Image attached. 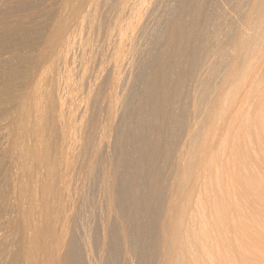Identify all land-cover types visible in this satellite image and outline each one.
Returning <instances> with one entry per match:
<instances>
[{"label":"bare ground","instance_id":"6f19581e","mask_svg":"<svg viewBox=\"0 0 264 264\" xmlns=\"http://www.w3.org/2000/svg\"><path fill=\"white\" fill-rule=\"evenodd\" d=\"M11 1L8 2L11 3ZM49 1L51 6L55 3V5L59 3V6L57 9L54 7L55 12L51 11L54 9L50 6L51 10L48 12L53 13L51 16L50 13L48 15L51 19L44 14L48 18L47 21L49 20L48 28L46 33L42 34L43 36L39 34L40 40L33 44L39 47L38 55L34 57V53L31 51L33 54L28 57L25 53L30 48L28 45L27 48L23 47L25 44L21 46L23 51L27 49L26 52L24 51L25 53L23 52L27 58H23L25 55L21 56L22 59L16 57V62L9 61L10 56L15 53L10 55L8 51L9 60L4 59L8 58L5 50L1 49L2 53H0L1 57H3V52L5 53L4 58L0 59V132L7 127L6 129L11 130L9 132L15 134L14 138L10 139L7 137L5 139L3 135L5 140H2V144H0V164L5 162V159L1 161L3 156L7 159L9 168L13 169L14 167L16 170L22 168L20 173L13 169L14 172H18L15 179L13 176L15 173L9 175L10 169L8 168V175L13 176L14 180L11 178L12 183H8L7 186L0 183V217L3 220L6 219L1 214L11 207L8 204L10 202L21 210L25 206L20 207L23 205L22 203H26L28 206H26V211L20 214L26 216L25 218L28 217L27 220L25 219V223L20 225L19 218L18 221H15L20 226L17 229L22 235V239L21 235H18L22 240V245L18 246H22L20 253L23 255L22 258L24 257V259H18L19 256H17V261L23 260L24 264H131V259L135 254L144 259L153 258L155 264H200L197 256V231L192 229L189 223V225L187 224V220L192 219L193 214H197L196 212L200 209V205L195 201L199 197L198 188L205 174L209 184L206 207L209 211L207 229L210 230V234L207 243L210 247L212 246V249L208 260L202 264H264V119H259V116L264 114V99H240L242 94L245 97L248 92L254 91L252 87L255 81L264 80V36L260 35L258 38L252 39V42H248L251 44L249 48L246 43L245 46L248 49L245 51L241 47L249 39L245 37L248 30L258 27L259 20L264 25V0H246V7L248 6L247 9L244 8L246 11L241 10L243 14L241 12L238 14L241 17L237 15L240 19L236 18L239 21V28L238 31L236 30V35L234 34L235 40L233 39L232 47L229 46L232 48V50L230 49L232 55L228 60L226 59V62L224 61L223 68L220 66L223 71L220 69L222 73H218L221 76L220 78L218 75L219 84H217V80L216 84L213 83L219 85L218 90L215 88L214 93H212L214 89L210 90L213 94L210 96L211 99H206V97L197 99L192 96L195 101L188 108L190 109V115L188 114L190 118L185 122L183 120L187 119V114L183 113V109V112L180 110L176 115H171V112L175 114L174 110L180 105L174 110L173 103L171 105L172 97L176 101L178 100L175 97L178 88L173 94L167 89L168 87H164V83L171 84L170 75H166L169 71H177L181 75L190 69L189 72L194 74L197 81V78L200 79L204 76L203 74L208 69L204 59L210 56H206V49L209 47L201 45L206 43H203L205 39L200 37L203 35L208 37L205 36L208 33L203 32L204 34L201 35L199 31L204 27L197 28V25L200 24L196 25L200 10L203 8L202 6L198 7L197 3L200 0H190V2L189 0L183 2V0L182 3H186L185 12L186 10L187 12L183 18L180 17L178 20H173L174 18L169 14L165 15L170 12L169 7H173L167 6L171 0L170 2L168 0ZM209 1H205L206 3L203 4L206 5ZM218 1L221 3L225 0H217L216 4L214 3L217 7L212 2L209 3H212L216 8L219 5V9H222L224 4L222 2V6H220ZM244 1H242L243 4ZM36 2L38 3V1ZM202 2L204 1L202 0ZM242 2H239V5L243 7ZM46 4L45 6H47ZM162 6L167 7V10ZM176 6L178 5L176 4ZM214 6L212 7L214 8ZM161 8L166 10L164 15L167 18L162 14L163 11L159 15L158 11ZM207 8L209 10V7L206 6L205 9L207 10ZM236 8L240 11L241 7ZM45 9L44 11H46ZM215 9L214 12H217L215 16H217L218 11ZM171 11L173 12L174 9L171 8ZM30 12L33 16L34 8ZM173 14V16L177 15L174 12ZM35 15L37 16V12ZM204 15L202 16L205 17ZM34 16L33 21L36 20ZM213 16L211 12L212 18H210L213 19L211 22L214 24V19L216 21L217 19ZM23 17L22 19H25L26 16ZM207 17L208 15L205 18L207 19ZM210 18L207 20L208 22ZM15 19L13 21L18 22ZM28 20L26 18V22H29ZM20 22L21 19L19 25ZM36 22L27 23L28 26L32 23L29 29L35 32L39 31L38 27L41 26L34 25L32 27ZM208 22L204 21L201 25L204 23L207 25ZM211 22L209 23L211 24ZM13 23L12 25H15ZM161 23L168 25L170 30L168 37H164L161 33L163 29L161 27H164L161 26ZM221 23L219 26L217 25V31L222 25L225 26L224 22L222 25ZM6 24L8 25V23ZM23 24L22 26H24ZM42 25L44 24L42 23ZM16 26L14 28L10 26L11 28L8 29L5 27L7 30L4 33L0 31V41H2L0 48L5 43L4 41H10L11 32L17 33L21 30L22 26ZM158 27L161 28L160 32ZM204 30L206 29L202 31ZM195 31L199 32L198 36L203 40H199L202 42H200L201 44H196L197 41L196 43L184 41L186 44L182 43L183 38L188 41L189 35L187 38L185 37L187 33L196 34ZM163 32L164 35L168 34L166 30ZM20 33L22 35L23 32ZM192 36L189 37L191 40ZM151 38L153 39L150 41ZM253 38L255 37L253 36ZM25 40L28 41V37ZM198 45L203 46L204 48H202L206 52L203 49L200 50ZM3 47L7 46L3 45ZM17 47H14V50ZM221 47L217 46V49H221ZM192 48H197L200 54L204 51L205 57L203 59L187 57V52ZM35 49L37 50L36 47ZM217 49L215 48L216 51H218ZM211 51L213 50H209L210 54ZM23 54L21 52V55ZM203 55L199 57H203ZM194 56L197 55L193 54ZM214 59L216 58L214 57ZM200 60H203L202 64ZM211 62L209 61L210 64ZM211 69L212 73L214 68ZM190 76V78L193 77ZM207 77L204 78L206 81ZM186 78L188 80V77ZM214 78H216L215 73ZM176 82L181 83L178 80L174 81V86ZM193 83L196 84V82ZM199 83L200 80L196 85L198 86ZM142 84L145 86L147 84L148 89L146 90L148 91L142 88L141 95L140 91L142 90H138ZM178 85H183V83ZM176 87H172L173 90ZM204 89L207 91V88ZM186 90L184 89L185 93ZM200 90L202 91V89ZM210 92H207L208 96ZM137 95L148 102L143 100L146 103H136L137 98L135 100L133 98ZM150 96H154V102L149 100ZM66 99H72L68 106ZM180 99L182 98L180 97ZM74 101L79 103L77 102L78 104L75 105ZM180 101L183 103V99ZM184 103L186 105L187 102ZM165 112L170 113L165 114ZM182 114H185V117ZM146 116H150V121L154 122L147 125ZM173 121L172 125L175 124L176 127L171 128L169 133L162 127L167 132L164 131L163 135L160 132L162 129L160 127L168 126L167 124ZM157 130L161 135L158 132L159 135H156ZM11 134H9L10 137ZM130 142L136 143L137 149H146L147 156H156L158 152H162L161 154L164 153L162 159H170L168 170L162 168V170H166V173L163 171L165 177L161 174L162 172L160 173V170L156 171L154 165L155 170L153 169L152 172L151 169L150 176L147 174L149 178L153 179L157 172L167 180L168 187H165L167 189L165 194H163V188L162 192L160 191L159 182L155 183L153 180V183H145L144 179L141 180L143 178H140L142 170L141 174L139 173L140 177L138 176L140 179L136 177L138 173L135 178L131 177L134 175V172L133 175H130L132 169L135 170V166L138 164L140 166L142 162L139 163L138 156H136L138 159L135 156V159H131L132 155H128L127 147H130L131 144L128 145ZM116 150L119 151V155L117 152V155L115 154L117 157L112 154ZM147 151L145 152L147 153ZM76 161L79 165L78 180H80L81 190L83 187L85 188L86 195L84 194L85 199H82L83 194L81 193L82 197L79 196L81 198L78 200H82V202L79 201L75 210L72 173ZM147 163L151 165L153 162ZM1 165V169L7 167H4L5 164L2 167ZM162 165L160 164V167ZM207 165L209 166L206 169ZM144 169L146 170L145 167ZM202 170H204V174H202ZM138 171L140 170L138 169ZM138 171L136 170V172ZM145 172L149 173L148 169ZM24 174H26L25 178L28 176V180L21 182L19 177H23ZM2 176L6 177L4 174ZM2 176V180H0L4 179L2 182L4 184L5 178ZM129 177L137 179L135 182L139 180L138 182L142 181L143 183L144 181L145 184L138 187L136 193H139L138 196L143 194V202H148V208L152 203L150 198L153 197L157 200L156 211L151 205L153 214L150 211L144 213L148 210L145 208L146 202H144L146 209L144 212L142 211L144 214L141 211H138L140 214L137 212L140 220L134 218L132 212L135 206L143 205L142 201V204H135L142 196L137 197L138 200L129 196L131 190L129 180H133ZM78 189L77 191H79ZM158 191L164 195L161 198L159 193L160 199H157L158 197L155 195ZM20 192H25V196L21 193L23 199ZM148 199L150 200L148 201ZM132 201H135V206ZM131 207H133L132 210ZM12 208H14L13 205ZM138 209L136 208V210ZM11 210L14 213L17 212L14 209ZM9 214L11 215V213ZM10 215L6 214V217H10ZM61 216H63V222L59 221ZM77 216L80 218V224L78 228H75ZM254 217L257 218L255 221L252 220ZM149 218H152L154 223L157 220L156 224H159L157 226L161 230V234H158L161 238V244H159L161 248L153 247L154 250L150 253L146 248H151L153 243L150 246L142 244L147 242H144L145 238L143 237L148 230L146 229L147 231L144 232L145 226L141 223L145 220L149 223ZM14 220L15 217L12 219L13 223ZM7 221L8 219L1 223L2 228H5L4 225ZM12 221H8V223ZM59 222L62 223L60 229ZM13 223L11 224L14 225ZM41 223L44 224L43 227L42 225L39 227ZM150 225L154 226L151 228H155L153 223ZM74 229L79 230L78 234L77 231L74 232ZM1 231L3 233L2 229ZM135 235L139 238L137 241H135L137 238L134 240L133 236ZM143 239L144 241H142ZM7 243L9 244V242ZM13 243L17 245L14 241ZM17 247L16 249H19ZM11 249L9 250L11 251ZM2 253L4 252H1V256ZM7 254L5 252L6 256ZM16 254L18 255V250ZM6 256L5 260L7 261L8 256ZM16 258L12 259L13 262L10 264H15ZM144 259L141 260L152 263V261ZM5 260L3 261L5 262ZM1 262L0 260V264H2Z\"/></svg>","mask_w":264,"mask_h":264},{"label":"rangeland","instance_id":"374dc122","mask_svg":"<svg viewBox=\"0 0 264 264\" xmlns=\"http://www.w3.org/2000/svg\"><path fill=\"white\" fill-rule=\"evenodd\" d=\"M3 1V2H2ZM6 1V2H5ZM11 1V0H0V31H2L1 33H4L5 32V30H7L8 28H11V27H13L14 28V26L15 25H17V26H22V24L25 22V24H23L24 26H22V27H20L21 28V30L20 31H18L17 33L16 32H11V37H14L13 39L11 38V37H9V39H10V41L8 40L7 42L9 43H7L6 41H4L5 43L4 44H2V46H1V48H0V53H2L1 52V49L6 53V56L8 57V58H4V56H5V53L3 52V57H1L0 56V59H2V58H4V59H8L9 60V56L10 55H12L13 53H15L14 55H12V56H10L11 58H10V60L9 61H11V62H16L15 60H16V57L17 58H19V59H22V57L26 54L28 57H31V55L33 54V56L35 57V55L37 56L38 55V52H39V47H37L36 45L34 46L33 44H35V42H38L39 40H40V36H43L45 33H46V30H47V23H48V21H47V19L51 16V13H53V12H55V10L58 8V6H59V3H57V5H50L49 3H50V1L49 0H12L11 1V3H9V2ZM36 1H38V3L36 2ZM40 1V2H39ZM46 1V2H45ZM48 1H49V3H48ZM169 2H170V0H168ZM182 1L183 0H179V1H175V4L173 3L174 2V0H171V2H170V4L169 5H167V1L165 2V4L167 5V6H173V7H169V9H170V12L169 13H166L165 11L167 10L166 8L167 7H163L162 6V8H165V9H160V11H158L159 12V15H160V13H162V11H163V15H164V12L166 13L165 15H170V17H173L174 19L173 20H178V18H183V16L184 15H186V12H187V10H186V12H185V4L184 3H182ZM204 2H202V0H200V2L202 3V5H200L201 3L199 2V3H197L198 4V7L200 6H202L203 8L200 10L199 8H198V10H200V16H199V18H198V20L200 19V17H202L199 21H200V23L198 22V20H197V22H196V25L197 24H200V25H197V28H200V27H204L203 29H206V30H204V31H202L203 29L201 28V30L199 31L200 32V34L201 35H203L204 33H208V34H205V36H208V37H204V35H203V37L202 36H200L205 42H203V43H206L207 44V46H206V44H201L202 42L201 41H199L201 38L198 36V35H200L199 34V32H196L195 31V33L196 34H194V33H192V35L194 34V37H195V39H194V37L190 34V33H187L186 34V38H187V35H189L188 36V38L190 37L191 38V36H192V40L189 38H187V40L188 41H186V39L185 38H183V40H182V43H184V42H190V43H196V41H197V43L196 44H201V45H205L204 47H206V48H208L209 50L210 49H212L213 51H211L212 53L210 54V52H209V50L208 49H206V51L208 52H206L202 47H200L201 45H198L199 46V48H201L200 50H204L205 52H206V56L207 55H210V56H212V55H214V56H212L211 57V59H210V56H207V57H205V52L203 51V52H201L202 54H200V51L197 49L198 48V46H197V50L196 49H194V48H192V49H190L188 52H187V57H190V59L191 58H195V57H197V58H206V59H204V63L206 62V64H207V66H206V68L208 67V69H206V72H208L207 74H203L204 76H202L200 79H198L197 78V81L195 80L196 79V77H194L193 75V73L192 72H189V70L188 71H185V72H183V73H181V75L180 74H178L177 73V71L176 72H173V71H169L166 75H170V77H171V80L173 79V81H171L170 80V77H168V79L170 80V83L171 84H166V83H164V87L165 88H167L169 91H171L173 94H175V92H176V89L178 88H181V89H177V92H176V94L177 95H175V97L178 99L177 101L175 100V98L174 97H172V102H171V105H172V103H173V105H172V107H173V110L174 109H176L177 108V106H178V108L176 109V110H174V112H175V114L173 113V112H171L172 111V109H171V115L173 114V115H176L180 110L183 112V110H184V112L183 113H185V114H187L186 115V118L187 119H184L183 120V122H185V121H187L190 117H189V115H190V109H188V108H190L191 107V103H193V101H195V99H193V97H195V98H205L206 97V99H211L210 98V96L211 95H213L212 93H214L216 90H215V88L218 90V86L219 85H214L213 83H215L216 84V82H217V84H219V82H220V79H218L219 78V76H220V74H218L221 70L223 71V69H221L220 68V66L223 68L224 67V63L228 60V58L232 55L231 54V50H232V48H229V46L230 47H232V45H233V39L235 38V36H234V34L236 35V30L238 31V26H239V21H238V19H240L239 17H241V15L239 16L238 14L241 12L242 13V11H243V9L245 8V9H247V7H246V4H245V2H246V0L244 1V4H243V0L242 1H240V0H227V2H225V1H222L223 2V4H224V6H222L221 4H222V2L220 3L219 1H218V3L220 4V6H222L221 8L222 9H219V5H218V8H216L217 6L215 5L216 4V2H217V0L216 1H214V0H212V1H214V2H212L211 0L209 1V2H212V3H207L206 5L205 4H203V3H206L205 1H208V0H203ZM221 1V0H220ZM231 1V2H230ZM33 3V5H31L32 3ZM168 2V3H169ZM178 2V3H177ZM183 2H185V0L183 1ZM189 2H190V0H189ZM229 2V3H228ZM236 2V3H235ZM239 2H242V5H243V7L241 6V5H239ZM35 3H37V4H40V5H35ZM46 3H48V4H46ZM4 4V5H3ZM45 4L48 6H45ZM174 4V5H173ZM176 4L178 5V6H176ZM180 4V5H179ZM182 4H184V6L183 7H181L182 6ZM208 4H211L212 6H214V8L210 5H208ZM31 5V6H30ZM43 5V6H42ZM164 5V4H163ZM205 5V6H204ZM244 5H245V7H244ZM2 6V7H1ZM33 6V7H32ZM38 6V7H37ZM50 6L54 9V10H51L50 9ZM165 6V5H164ZM206 6L207 7H209V10H208V8H207V10L205 9L206 8ZM235 8H234V7ZM37 7V8H36ZM54 7H56V9L54 8ZM176 7H177V10H178V8H179V10L178 11H182L180 14L179 13H177L178 11L176 10ZM180 7H181V9H180ZM236 7H238V8H240V11H239V9L238 10H236L237 8ZM29 8H32V9H29ZM33 8H34V12H32V14H33V16H34V14L37 12V16L35 15L34 16V19H36L37 20V18H38V20H37V22H36V20H34L35 22H36V24H33L32 25V27L34 26V25H38V26H40V27H38V30L39 31H33L32 29H29V27L31 26V24L34 22L33 21V16H31V12H30V10L32 11L33 10ZM36 8V9H35ZM40 8V9H39ZM46 8V9H45ZM171 8L172 9H174V13H176L175 15L176 16H173L174 14H173V12L171 11ZM184 8V9H183ZM189 8V7H188ZM210 8H212V9H210ZM218 9V10H216V9ZM27 9V10H26ZM29 9V10H28ZM38 9V11H35V10H37ZM44 9L47 11H44ZM48 9V10H47ZM214 9H215V11H218V17L217 16H215L216 15V13L217 12H214ZM244 9V10H245ZM53 11V12H48V11ZM220 10V11H219ZM242 10V11H241ZM40 11H41V13H40ZM177 11V12H176ZM210 12V14H209V12ZM233 11V12H232ZM234 11H238V13H236V12H234ZM246 11V10H245ZM245 11H243V12H245ZM46 12V13H45ZM158 12L156 13L157 15H158ZM168 12V11H167ZM204 12V13H203ZM205 12H206V15H208V17H207V19L205 18L206 17V15H204L205 14ZM211 12H212V14L214 15L213 16V18H216L217 19V21L214 19V24H213V22H211L213 19H211L212 17H211ZM215 14H214V13ZM22 14V16H21V14ZM28 13V14H27ZM38 13H39V16H38ZM50 13V14H49ZM172 15H171V14ZM233 13H236V14H233ZM240 13V14H241ZM44 14H46L47 15V17H46V15H44ZM50 16H49V15ZM243 14V13H242ZM18 15V16H17ZM23 15H25L24 17H25V19H22V17H23ZM28 15H30V16H28ZM41 15V16H40ZM164 15V16H165ZM178 15H180V16H178ZM202 15H204L205 17H203ZM235 15V16H234ZM237 15L239 16V17H237ZM14 16V17H13ZM19 17H21L20 19H21V22H20V25H19V18L17 19V18ZM23 17V18H24ZM30 17H32L31 19H30ZM35 17H37V18H35ZM166 17V16H165ZM211 17V18H210ZM16 18V19H15ZM26 18H28L29 20V22H31L32 21V23H30V25L28 26L27 25V23H29V22H26ZM39 18H41L40 20H39ZM167 18V17H166ZM205 18V19H204ZM209 18H210V21L209 22H211V24L207 21V20H209ZM219 18V19H218ZM236 18H238V19H236ZM15 19V21H17L18 20V22H14L13 20ZM44 19V20H43ZM45 19H46V21H45ZM49 19H51V18H49ZM22 20H24L23 22H22ZM201 20H202V22H208V24L207 25H209L208 27H207V25H206V23H204V25H201ZM204 20V21H203ZM218 20H220V21H218ZM40 21V22H39ZM44 21V22H43ZM185 21H186V19H185ZM225 23V26L224 25H222V23L223 22ZM10 22H14L15 23V25H12V23L11 24H9ZM218 24H217V23ZM222 22V23H221ZM261 22V20H259V22H258V27H255V28H253V29H251V30H248L247 31V34H246V36L245 37H247V38H249L248 40H246L245 41V43H243L244 45H241V47H242V49L245 51V50H247L249 47H250V43L248 44V42H252L251 40L253 39H256V38H258L260 35H261V37H263L264 36V25L262 24V23H260ZM6 23H8V25L6 24ZM13 23V24H14ZM17 23V24H16ZM38 23V24H37ZM42 23L44 24V25H46V27H43L44 25H42ZM220 23H221V27H219L218 29H219V31H217V27L220 25ZM6 24V25H5ZM162 24V23H161ZM203 24V23H202ZM167 24H162L161 26H164V27H161V28H163L162 29V31H161V28L159 29V27H158V31L160 32L161 31V33H163V36L165 37H168V35H169V32H170V30H169V27H168V25L166 26ZM214 25V26H213ZM218 25V26H217ZM11 26V27H10ZM16 26V27H17ZM213 26V27H212ZM224 26V27H223ZM1 27H2V29H1ZM5 27H7V29L5 28ZM168 29V31H167V29ZM206 27V28H205ZM223 27V28H222ZM26 28V29H25ZM31 28V27H30ZM209 29V30H208ZM222 29H224L223 31H222ZM4 30V31H3ZM30 30H32L31 31V33H30ZM41 30V31H40ZM166 30V32L168 33V34H166V35H164V32L163 31H165ZM199 30V29H198ZM197 30V31H198ZM208 30V32H206ZM23 32L22 33V35H21V33L20 32ZM33 32H35V33H33ZM204 32V33H203ZM13 33V34H12ZM219 33H221V34H219ZM25 34H27L26 35V37H28V41L27 40H25L26 39V37H25ZM39 34H40V36H39ZM43 34V35H42ZM217 34V35H216ZM13 35V36H12ZM162 35V34H161ZM179 35H180V33H179ZM191 35V36H190ZM16 36V37H15ZM214 36H217V37H214ZM234 36V37H233ZM252 36V37H251ZM253 36L255 37V38H253ZM257 36V37H256ZM233 37V38H232ZM244 37V38H245ZM33 38V39H32ZM180 38V37H179ZM206 38H208V39H210L209 41H208V39H206ZM246 38V39H247ZM21 39H23V40H21ZM38 39V40H37ZM153 38H151L150 39V41L152 40ZM201 39V40H202ZM219 39V40H221V41H219L218 40V42H217V40ZM232 39V40H231ZM13 40V41H12ZM14 40H18L19 42H14ZM30 40V41H29ZM191 40V41H190ZM202 40V41H203ZM215 40V41H214ZM235 40V39H234ZM22 41H23V43H22ZM34 41V42H33ZM184 41V42H183ZM1 43H2V41H0ZM12 42H14V43H12ZM26 42V43H25ZM201 42V43H200ZM207 42H212L211 44L210 43H207ZM215 42V43H214ZM220 42H222L223 44H224V46H226V47H228V48H224V46H223V44L222 43H220ZM231 42V43H230ZM29 43H31V44H29ZM230 43V44H229ZM248 44V48L245 46V45H247ZM20 44V45H19ZM24 46H23V45ZM184 44H186V43H184ZM217 45L218 46V48H220L221 46V49H217V46L215 45V46H213V45ZM1 45V44H0ZM3 45L4 46H7V47H3ZM9 45V46H8ZM18 47H17V46ZM25 47V48H27V45H28V47L30 48H28L29 49V51L31 52V51H33V53L31 52H27V53H25L26 51L25 50H27V49H25L24 51H23V47ZM13 48H12V47ZM14 47H17V49H15L14 50ZM20 47H22V48H20ZM35 47L37 48V50L35 49ZM213 47V48H212ZM218 50V51H216L215 50V48ZM11 48V50H9ZM19 48V49H18ZM8 49V50H7ZM22 49V50H21ZM231 49V50H230ZM36 50V51H35ZM219 50H220V52H219ZM10 52V55H7V54H9V52ZM17 51H19V52H17ZM193 51V52H192ZM195 51H196V54H195ZM199 52V54H198V52ZM8 52V53H7ZM21 52H22V54H23V52L25 53V54H23V55H21ZM36 53V54H35ZM203 53H204V55H203ZM213 53H215L216 54V56H215V54H213ZM20 54V55H19ZM193 54L194 55H197V56H194L193 57ZM17 55H19V56H17ZM24 56L23 58H27V56ZM30 55V56H29ZM203 55V57H199V56H202ZM22 56V57H21ZM214 57L216 58V59H214ZM13 58V59H12ZM210 59V60H209ZM213 59V60H212ZM227 59V60H226ZM18 60V59H17ZM194 60V59H193ZM216 60V61H215ZM209 61L211 62V64L209 63ZM225 61V62H224ZM200 62H201V64L203 63V60H200ZM209 65V66H208ZM210 65L212 66L211 68H214L213 69V71H212V73H211V71L210 70H212L211 68H210ZM210 68V69H209ZM221 69V70H220ZM219 70V71H218ZM191 71V70H190ZM193 71V70H192ZM218 71V72H217ZM246 71V70H245ZM212 74V76H213V78H212V76H211V74ZM185 73V74H184ZM189 74V76L190 75H192L193 77L192 78H190L189 76H187L188 74ZM214 73H215V75H216V78H214ZM220 73H222V72H220ZM172 74H174L173 76H172ZM184 76V78H183V76ZM206 75V76H205ZM219 75V76H218ZM208 76V77H207ZM209 76H211V77H209ZM218 76V77H217ZM178 77V79H176ZM186 77H188V80L190 79V82H192V83H190V82H188V80H186L187 78ZM207 77V81L204 79V78H206ZM209 78H210V80H209ZM212 78V79H211ZM220 78H221V76H220ZM168 79H166V80H168ZM176 79V80H175ZM184 79H185V81H184ZM214 79V80H213ZM166 80H165V82H166ZM179 81V82H181V83H178V82H176V85H177V87H176V85L174 86V81ZM193 80V81H192ZM200 80V83H199V85L197 86L196 84H197V82ZM217 80V81H216ZM216 81V82H215ZM186 82V83H185ZM193 82H196V84L195 83H193ZM202 82V83H201ZM169 83V82H168ZM183 83V85H180V86H182V87H180L178 84H182ZM189 83V84H188ZM191 84H194L195 86H197L196 88H195V86L194 85H192L191 86ZM203 84V85H202ZM186 85H188V86H186ZM202 85V86H201ZM146 86H147V84H146ZM145 85H143L142 84V86L140 85V88H139V90L138 91H140V90H142V91H140L141 92V95H142V93H143V89L142 88H144V90L145 91H148V90H146V89H148V86L146 87ZM179 86V87H178ZM184 86V87H183ZM190 86V87H189ZM199 86H201V87H199ZM172 87H176L175 88V90H173V88ZM188 87H189V89H188ZM190 88H191V90H190ZM204 88H207V91L204 89ZM253 89H254V91H252V92H248V94H247V96H243V94L241 95V97H240V99H264V96H263V93H264V80H262V81H255V83L253 84V87H252ZM184 89L186 90V89H188V90H186V93L184 92ZM200 89H202V91L200 90ZM212 89H214V91L212 90ZM250 89V88H249ZM183 92H181V91ZM190 90V91H189ZM197 90H199V91H197ZM210 90H212L211 92H210ZM189 91V92H188ZM192 91V92H191ZM206 91V92H205ZM241 91H242V88H241ZM190 92H191V94H190ZM198 92V93H197ZM199 92H201V93H199ZM207 92H210V95L208 96V94L209 93H207ZM207 93V94H206ZM138 94H140L139 92H138ZM172 94V96H174ZM184 94V95H183ZM193 94V95H192ZM196 96H195V95ZM198 94V95H197ZM200 94V95H199ZM189 97H188V96ZM179 96V97H178ZM193 96V97H192ZM252 96H253V98H252ZM146 97H147V95H146ZM180 97L183 99V103H182V101H180V100H182V99H180ZM186 97H188V98H186ZM137 98V99H136ZM152 98V99H151ZM186 98V99H185ZM134 100H135V102L137 103V102H143V100L144 99H141V97H138V95L135 97V98H133ZM133 99H131V100H133ZM140 99V100H139ZM180 99V100H179ZM231 99V98H230ZM68 100V103L66 104L67 106H68V104L70 105V103H71V100L72 99H66L65 101H67ZM133 100V101H134ZM142 100V101H141ZM149 100H152V102H154V96L152 97V96H150V98H149ZM156 100V99H155ZM176 102H175V101ZM133 101H131V103H133ZM144 101H146V102H148V100H144ZM78 101H74L73 103H75V105L76 104H78L77 103ZM134 102V103H135ZM146 102H143V103H146ZM178 102H180V103H178ZM184 102H187L186 103V105H185V103ZM135 103V104H136ZM149 103H150V101H149ZM182 103V104H181ZM189 103V104H188ZM133 105V104H132ZM145 105V104H144ZM174 105H176V106H174ZM171 107V108H172ZM183 109V110H182ZM185 111H188L187 113L185 112ZM170 112H168V113H170ZM167 112H165V114H166ZM167 113V114H168ZM185 114H182V115H184L183 117H185ZM189 114V115H188ZM147 118H146V121H148V123H147V125L148 124H152L154 121L152 120V122L150 121V116H146ZM148 118H149V120H148ZM259 119H264V114H261L260 116H259ZM150 121V122H149ZM201 121V120H200ZM172 123H174V121L173 122H171V123H168L167 125L168 126H161L160 128H165L166 129V131L169 133V132H171L170 130H171V128L173 129V127L175 128L176 126H174V125H172ZM200 124H201V122H200ZM170 125V126H169ZM172 125V126H171ZM170 127V129H168V128ZM7 127H5L2 131H3V133L1 134V132H0V135H2L1 137H0V144H2V140L4 141L5 139H6V137H7V139L9 138H14V136H15V134L13 135V133L12 132H9V131H11L10 129L8 130V129H6ZM159 128V129H160ZM160 129V132L164 135L165 134V130L164 129ZM158 129V130H159ZM5 130V131H4ZM156 131V133L158 132L159 133V131ZM169 130V131H168ZM165 131V132H164ZM164 132V133H163ZM166 132V133H167ZM5 133H6V135H5ZM7 133H9V134H11V137H10V135L9 134H7ZM156 134V135H161V133H159V134ZM3 135L5 136V139L3 138ZM9 135V136H8ZM13 136V137H12ZM131 141V140H130ZM134 142V141H133ZM134 147H132L131 145ZM136 143H132V142H130L128 145H130V147L128 146L127 148H128V155H132V157H131V159H135V157L136 156H138L140 159H138V157H136L138 160H139V163H141L142 162V167H141V165L139 166V164L137 165V166H135L136 167V169L135 170H133L132 169V173L130 172V175L132 174L133 175V172H134V175L133 176H131V177H133V178H135V175L138 173V175H136V177H138L141 173V170L143 171V173L141 174V177L140 178H142L141 180H143L144 179V181H145V183L147 182V183H153L152 181L154 180V182L156 183V182H159L158 183V185L160 184V191L161 190H163L164 192H163V194H165L166 192H165V190H167V189H165V187L167 188L168 187V184H167V180H165V174L164 173H166V170H162V168H166L167 170H168V168H167V166L169 167V165H170V159L168 158V159H162V155L164 154H161L162 152H158V154L156 155V156H147L148 155V151L146 150V149H137L135 146ZM129 148H130V150H129ZM135 151H134V150ZM145 151H147V153L145 152ZM117 150L115 151V153L113 152L112 154L113 155H117V153H118V155H119V151L117 152ZM161 154V155H160ZM115 155V157H117ZM135 156V157H134ZM130 157V156H129ZM143 158V160H142V158ZM149 159H148V158ZM4 159H5V162H6V158L5 157H3L2 156V160L1 161H4ZM147 159H148V161H147ZM144 160H145V162H146V164H145V162H144ZM153 162V163H151V165H152V167H151V165H149L147 162ZM3 163L2 164V162H1V167L2 166H4V164H5V166L4 167H6V168H4L3 169V167H2V169L0 168V179H1V176L4 174V176L6 175V177L8 178V180L6 181V177H3L2 176V178H5V183L3 184L2 182H4V179H3V181H1L0 180V183L2 184V185H5V186H7V184L8 183H12V180H14L15 179V176H16V173H18L22 168H19V169H17L18 170V172H14V170L13 169H15V171H17L16 170V168H14L13 167V169H11L12 167H8V162H6L7 163V165H6V163ZM157 163H159V164H157ZM160 164L162 165H164V167H163V165H162V167H160ZM153 165H154V167L156 168V171L158 172L159 170H160V173L164 176H162L160 173H157L156 172V175H155V177L153 178V179H151V178H149V176H150V173H151V169H152V172H153V169L155 170V168H153ZM157 166V167H156ZM208 166L209 165H207L205 168L207 169L208 168ZM134 167V168H135ZM144 167L146 168V170L144 169ZM150 169H149V168ZM158 167H159V169H158ZM8 168L10 169V174L9 175H11V173H15L13 176H14V179H13V176L11 177V176H9L8 175ZM5 169H7V170H5ZM78 169H79V165H78V161H76L75 162V165H74V170H73V178H72V184H73V189H74V192H73V194H74V201H75V210H76V208H77V205H79V201H81L82 202V200H78L79 198H81L82 196V199L84 198L85 199V188L83 187V190H81V185H80V180H78V176H77V173H78ZM138 169L140 170V171H138ZM144 169V170H143ZM147 169H148V171H149V173L148 172H145V171H147ZM13 170V171H12ZM136 170L138 171V172H136ZM162 170V171H161ZM4 171H6L5 173H3ZM163 171H164V173H163ZM21 172V171H20ZM19 172V173H20ZM136 172V173H135ZM155 172V171H154ZM1 173H3L2 175H1ZM140 173V174H139ZM205 172H204V170H202V174H204ZM147 174H149V176L147 175ZM158 174V175H157ZM144 175V176H143ZM10 177V179H9V177ZM21 176V175H20ZM148 176V177H147ZM204 176L205 177H202V179H201V184H200V186H199V188H198V193H199V197L197 198V201H195L196 202V204H198V205H200V209L196 212L197 214H193V218L192 219H188L187 220V224L189 223L190 225H191V227H192V229H195L196 231H197V236H198V247H197V252H198V254H197V256H198V263L200 262V264H202V262L203 263H205L207 260H208V258H209V256H210V251H211V249H212V246L210 247V245L207 243V241H208V235L210 234V230H208L207 229V227H208V224H209V218H208V214H209V211H208V208L206 207L207 206V203H206V197H207V189H208V178L206 177V175L204 174ZM22 177V176H21ZM21 177H19L22 181L21 182H23V181H25V180H28V176H27V178H25L26 177V174H24L23 175V179L21 178ZM131 177H129V178H131ZM138 177V178H139ZM147 177V178H146ZM11 178H12V180H11ZM133 178H131V179H133ZM139 178V179H140ZM148 178H149V180H148ZM160 179V180H159ZM134 180V181H133ZM132 181H130L129 180V184H130V187H131V190H130V192H129V196H131L132 197V199H134V200H138V198H139V196L141 195L142 197H140L139 198V201H134L135 202V204L137 205V203H139V204H142L141 203V201L143 202V199L142 198H144L143 197V194H140L139 196H138V194L136 193V191H137V189H139L138 187H142L145 183H144V181H143V183H142V181L141 182H138V181H136L135 182V180H137V179H133ZM156 180V181H155ZM163 180V181H162ZM11 181V182H10ZM78 184H79V186H78ZM9 185V184H8ZM163 186V187H162ZM79 189H78V188ZM75 188H77L79 191H77V189H75ZM163 188V189H162ZM136 189V190H135ZM134 190V191H133ZM82 191V192H81ZM160 191H158L157 192V194H155L156 195V197H158L157 199H160V196H159V193L161 194V192ZM84 192V193H83ZM132 192V193H131ZM21 193L24 195V193L23 192H20V195H21ZM81 193L83 194L82 196H81ZM130 193H131V195H130ZM85 194V195H84ZM128 194V193H127ZM133 194V195H132ZM163 194H161V198L164 196ZM23 195H21V198H22V196ZM158 195V196H157ZM25 196V195H24ZM79 196H81V197H79ZM18 197H20L19 196V194H18ZM138 197V198H137ZM24 198V197H23ZM22 198V199H23ZM146 198V197H145ZM152 201H151V200ZM150 199H148V201L150 200V202H152L150 205H149V208H148V202L147 201H144V202H146L145 204H146V207L144 206L145 204H144V202H143V205L140 207L139 205H137L138 207H136L135 206V204H134V202L132 201V204H133V206H135L138 210H136V208L134 207V211L132 212V214H134L133 216H134V218L136 217L137 219H139L138 217H139V214H140V212H138V211H141V213H142V211L144 212L146 209L145 208H148V210H146L144 213H146L147 211H150V213L151 214H153V212H152V207H151V205H153V208H154V211H156V205H157V203H156V199H154L153 197L152 198H150ZM145 200V199H144ZM162 200V199H161ZM153 201H155V202H153ZM81 202H80V204H81ZM149 202V203H150ZM154 203V204H153ZM11 207H9V206H6V207H9V209L7 208L6 210H4V213H2L1 214V216L3 217V218H6V219H8V221H12V219H14V217H15V220H14V223H13V221L12 222H9L8 223V221L7 222H5V225L4 224H2V225H4L5 226V228H2V226H1V223L3 222V221H5L6 219H2L1 217H0V219L2 220H0V231H1V229L3 230V233H2V231L0 232V236H2V237H0V260L2 261L1 263L2 264H7V262H8V260H10L9 262H8V264H10V262H13V260L17 257V256H19V258L18 259H24V257L22 258V253H20V251L22 250L21 249V247L22 246H18V245H22V235H21V233H20V231H19V229H17V227H19L20 228V226H19V224L21 225V223H25L24 221H26L27 220V218H25L26 216H21L20 214L22 213V212H24V211H26V206H27V204L26 203H22L21 205L22 206H20V207H23L24 205V207L22 208V210H21V208H16L15 206H14V204H12L11 202L10 203H8ZM13 205V207L14 208H12V205ZM156 204V205H155ZM132 206V205H131ZM155 206V207H154ZM28 207V206H27ZM145 207V208H144ZM14 209V210H16L17 212H13L11 209ZM132 208L133 207H131V210H132ZM151 208V209H150ZM145 209V210H144ZM10 210H11V212H10ZM135 210H136V212H135ZM5 211H7L6 213H5ZM19 211H20V213H19ZM83 211V210H82ZM13 212V213H12ZM139 214H138V213ZM9 213H11V215L9 214ZM18 213V214H17ZM135 213H137V214H135ZM144 213H142V214H144ZM155 213V212H154ZM5 214V215H4ZM6 214H7V216L8 215H10V217L11 216H13V218H10V217H6ZM141 214V215H142ZM17 217H16V216ZM18 215H20V216H18ZM23 215V214H22ZM25 215V214H24ZM194 215H195V217H194ZM52 216H53V214H52ZM79 216V215H78ZM77 216V218L75 219V222L77 223V225H75V228L77 227L78 228V226H79V224H80V218ZM10 218V219H9ZM19 218V224L17 223H15V221H18L17 219ZM24 220H23V219ZM23 221H22V220ZM26 219V220H25ZM257 218H253L252 220H256ZM21 220V221H20ZM78 220V221H77ZM140 220V219H139ZM148 220V219H147ZM150 220V221H149ZM149 220H148V222L149 223H147V221L145 220V221H141V223H142V225L143 226H145L144 227V232H146L147 230H148V232L147 233H145V235H144V237L143 238H145V241H144V239L142 240V241H144V242H146V243H142V244H144V246H145V244H146V246H150L152 243V245L150 246L151 248H146V250L150 253L152 250H154V248L156 249V247L157 248H161V246L159 247V244H161V238L159 237V235L161 234V230H160V228H159V226H157V225H159V224H156V221H155V223L153 222V220H152V218L150 219L149 218ZM60 222H63V216H61L60 217V220H59ZM190 221V222H189ZM60 222L58 223V225L60 224ZM79 222V223H78ZM155 225V231H153L154 229L153 228H151V226H153V225H150V224H152V223ZM8 223V224H7ZM11 223H13L14 225H15V227H14V225H12ZM75 223V224H76ZM157 223H158V221H157ZM62 224V223H61ZM61 224H60V226H59V229H60V227H61ZM188 224V225H189ZM7 225H8V227H7ZM18 225V226H17ZM41 225H42V227L44 226V224H40V226H39V224H38V226L39 227H41ZM58 225H57V228H58ZM3 226V227H4ZM13 226V227H12ZM154 227V226H153ZM158 229H157V228ZM14 228H16V229H14ZM147 229V230H146ZM151 229H153V230H151ZM156 230H158L157 232H156ZM17 231V232H16ZM19 231V232H18ZM77 231V229L75 230L74 229V232H76ZM151 231H153V232H151ZM78 232H79V230L77 231V234H78ZM159 232V233H158ZM18 233H20V234H18ZM155 233V234H154ZM3 234V235H2ZM152 234H153V236H152ZM159 234V235H158ZM21 237V239H20V237ZM75 235H76V233H75ZM155 235V236H154ZM17 236H18V239L16 240V238H17ZM134 237V240H135V238H137L136 237V235L135 236H133ZM158 237V238H157ZM139 238H137L135 241H137ZM16 240V241H15ZM13 241L15 242V244H17V245H14V243H13ZM150 241V242H149ZM159 243H158V242ZM170 241V240H169ZM7 242H9V244L7 243ZM13 244V248H12V244ZM19 243V244H18ZM149 243V244H148ZM156 245H155V244ZM166 243V242H165ZM170 243V242H169ZM169 243H168V245H169ZM148 244V245H147ZM154 245V246H153ZM167 245V244H166ZM18 246V247H17ZM16 247L17 248H19V249H16ZM154 247V248H153ZM12 248V249H11ZM15 248V249H14ZM153 248V249H152ZM9 249H11V251L9 250ZM151 249V250H150ZM14 250V252H12ZM17 250H18V255L16 254L17 253ZM7 251H10V252H7ZM1 252H4V253H2L3 255L1 256ZM5 252H6V254H7V256L9 255V254H11V252H12V257H9V256H11V255H9L8 257L5 255ZM20 253V254H19ZM5 256L7 257V261L5 260ZM15 258H14V257ZM4 257V258H3ZM8 258H10V259H8ZM17 258H16V262H15V264H17L18 263V261H17ZM135 258H141L140 256H138V255H133V259H131V264H140V262H141V264H148L149 262L147 261V260H149V261H152V263L150 262L149 264H155L154 262L155 261H153V258L151 259V258H147V259H144V258H141V259H144V260H146L147 261V263L145 262V261H143V260H141V259H135ZM13 259V260H12ZM135 259V260H134ZM151 259V260H150ZM3 260H5V262L3 261ZM134 260V261H133ZM139 261L138 263H137V261ZM22 262V263H21ZM19 263H21V264H24V262H23V260L22 261H19ZM18 263V264H19ZM12 264H14V263H12Z\"/></svg>","mask_w":264,"mask_h":264}]
</instances>
